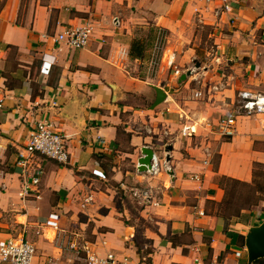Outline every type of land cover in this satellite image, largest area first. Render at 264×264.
<instances>
[{
	"label": "crops",
	"instance_id": "0c3cea01",
	"mask_svg": "<svg viewBox=\"0 0 264 264\" xmlns=\"http://www.w3.org/2000/svg\"><path fill=\"white\" fill-rule=\"evenodd\" d=\"M85 22L87 46L54 41ZM135 38L148 41L141 58L129 55ZM154 86L165 95L156 105ZM239 89L264 91V0H233V13L220 15L202 0H0V244L23 235L33 264H69L72 239L126 264H146L141 255L149 264H253L244 239L264 220V201L243 205L254 164H264V126L239 115L233 135L218 128ZM40 119L67 136L70 160L39 157V183L21 198L14 160ZM143 147L162 164L155 175L138 170ZM223 177L242 182L241 209L227 220ZM134 187H148L157 205ZM53 212L58 230L44 225Z\"/></svg>",
	"mask_w": 264,
	"mask_h": 264
},
{
	"label": "built area",
	"instance_id": "2783aa9c",
	"mask_svg": "<svg viewBox=\"0 0 264 264\" xmlns=\"http://www.w3.org/2000/svg\"><path fill=\"white\" fill-rule=\"evenodd\" d=\"M206 5H212L216 15L222 13H233V0H202ZM92 25L85 22L80 26H63V29L55 35V42H64L70 49L83 48L88 45L92 34ZM155 43V50L161 47V33ZM45 58V55L43 56ZM154 62V61H153ZM173 58L169 60L171 65ZM52 66L51 61L42 60L40 72L48 74ZM179 70L175 69L174 73L178 74ZM215 90L222 88L221 84L213 86ZM193 98L202 97L200 90L192 93ZM4 94L0 92V107L4 101ZM235 103L233 112L223 115L218 121V128L222 136H231L235 131V119L239 115L253 116L264 126V91L252 89H239L235 93ZM184 126L181 130L182 135H189ZM47 157L60 164H67L70 160V153L67 145V136L58 128L50 119H40L36 122L35 127L28 133L24 146L18 151L14 164L21 170L20 172V191L21 198L27 196L32 187L39 183L37 175L38 158ZM162 164L156 156H152L151 166L146 170L149 175H155L159 172ZM166 168V167H165ZM197 178V176H194ZM132 195L140 198L143 202L157 205V201L152 198V191L148 187H134ZM86 201L91 197L87 196ZM59 215L55 212L50 213L45 220L44 225L53 230L59 229ZM66 249L69 253V264H126L117 258L112 252H106L104 255L99 254L91 248V243L72 239L66 242ZM236 256H240L237 251ZM35 256V247L23 235L10 236L5 242L0 244V264H33ZM39 264H62L60 259L49 257L45 262Z\"/></svg>",
	"mask_w": 264,
	"mask_h": 264
},
{
	"label": "trees",
	"instance_id": "16d2710c",
	"mask_svg": "<svg viewBox=\"0 0 264 264\" xmlns=\"http://www.w3.org/2000/svg\"><path fill=\"white\" fill-rule=\"evenodd\" d=\"M150 41L151 37L147 38ZM148 41L146 39H138L135 38L132 40L129 49V55L134 58L143 57L144 51L148 45ZM221 180V178H220ZM222 181L224 182L225 195L223 200L219 203L220 205V213L224 219L230 218L231 215H237L241 209L235 204V199L238 195V188L240 187L242 182L229 178L223 177ZM260 201H264V164L255 163L253 168V179L252 184L249 188L247 196L245 198V202L243 205V209L249 208L251 205H257ZM242 239L243 236H240ZM170 240L173 242V238L170 237ZM139 252V249H138ZM151 252V251H148ZM146 254V253H145ZM146 264L150 263V257H142ZM253 264H264L263 258H257L252 261Z\"/></svg>",
	"mask_w": 264,
	"mask_h": 264
},
{
	"label": "water",
	"instance_id": "95a60500",
	"mask_svg": "<svg viewBox=\"0 0 264 264\" xmlns=\"http://www.w3.org/2000/svg\"><path fill=\"white\" fill-rule=\"evenodd\" d=\"M195 67L199 66V63H195ZM192 72L191 69H188L183 75H181L179 81L185 80L187 76ZM156 91V100L154 105L160 103L164 98L163 89L157 86H154ZM171 149L170 146H167L165 151L168 152ZM142 156L138 160V170L146 171L151 166L153 151L150 148H142ZM168 160V157H165V161ZM244 246L247 253L248 262L251 263L257 258H264V220L258 225L251 226L245 234Z\"/></svg>",
	"mask_w": 264,
	"mask_h": 264
},
{
	"label": "rangeland",
	"instance_id": "374dc122",
	"mask_svg": "<svg viewBox=\"0 0 264 264\" xmlns=\"http://www.w3.org/2000/svg\"><path fill=\"white\" fill-rule=\"evenodd\" d=\"M148 34H149V33H148ZM148 34H147V35H148ZM153 41H154V40H153ZM234 103H235V100H234L233 104H234ZM257 121H258V120H257ZM257 123H259V122H257ZM259 125H260V124H259ZM260 126H261V125H260ZM0 167H2V166L0 165ZM20 172H21V170H20ZM19 178H20V176H19ZM240 187H241V186H240ZM240 187H237V188L240 190ZM239 190H238V191H239ZM238 191H237V192H238ZM252 208L255 209L254 206H253ZM260 208H262V207H260ZM184 239H185V238H184Z\"/></svg>",
	"mask_w": 264,
	"mask_h": 264
}]
</instances>
